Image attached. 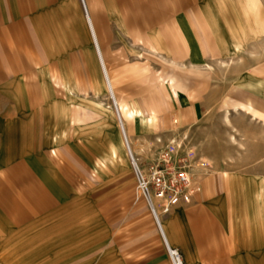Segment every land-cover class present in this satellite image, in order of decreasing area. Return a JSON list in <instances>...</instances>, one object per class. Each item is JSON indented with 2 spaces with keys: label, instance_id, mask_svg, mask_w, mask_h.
Listing matches in <instances>:
<instances>
[{
  "label": "rangeland",
  "instance_id": "1",
  "mask_svg": "<svg viewBox=\"0 0 264 264\" xmlns=\"http://www.w3.org/2000/svg\"><path fill=\"white\" fill-rule=\"evenodd\" d=\"M164 2L56 0L36 10L39 19L18 33L23 40L10 42L11 81L29 85L30 103L18 105L17 88L9 91L10 104L0 102V117L7 111L15 117L0 119V165L8 150L13 156L27 150L44 167L35 178L58 195L23 226L10 224L0 210V264H172L145 204L135 199L128 152L86 24L90 8L103 17L99 39L107 68L135 114L129 143L139 162L158 158L169 143L179 145V154L192 160L198 194L217 173L264 162V127L241 118L233 125L216 114L231 84L264 67V0ZM199 14L215 51L201 49ZM166 24L187 56L173 57L165 48ZM170 77L179 82V100ZM198 100L206 108L203 125L189 121ZM196 196L165 215L166 235L182 264H216L230 240L199 213L190 216ZM160 220L165 229L164 216Z\"/></svg>",
  "mask_w": 264,
  "mask_h": 264
},
{
  "label": "crops",
  "instance_id": "2",
  "mask_svg": "<svg viewBox=\"0 0 264 264\" xmlns=\"http://www.w3.org/2000/svg\"><path fill=\"white\" fill-rule=\"evenodd\" d=\"M118 1L121 3L122 0ZM164 1L165 7H168L170 0ZM54 3L56 0H0V102L10 104L9 91L11 88H17L18 91L15 94H17L18 105L30 103L29 93L27 94L26 91L29 85L25 86L24 81L18 84L11 81V75L15 72V64H13L15 62L14 50L10 42L23 40L24 28L35 23L40 17L36 10L51 7ZM150 4L152 7L159 6L157 0H150ZM86 14V24L90 36L92 35V43L95 44L94 49L104 81H106V88L120 120L118 122L121 126L119 123L118 125L120 130L122 128L130 147L129 138L135 114L119 97L115 81L107 68L102 49L103 40L99 39L100 25L104 22L103 17H99L101 13L97 14L91 8L90 11L86 10ZM194 22L202 38L200 44L203 53L207 52V47V50L215 51V45L208 37L209 26L203 16L196 15ZM22 28L24 34L19 36L18 33L22 31ZM161 34L165 41V48L173 57L179 54L187 56L180 36L171 24H166L161 29ZM18 72H21L20 74L26 72L23 65H18ZM178 83L175 77L168 79L176 100H179L182 93ZM110 87L113 90V97L110 95ZM216 104V114L225 116L222 118L223 122L234 125L235 120L241 118L264 127V67L256 73L254 71L248 74L246 80L231 84ZM205 110L202 101H194L189 113L191 124L203 125L206 122ZM14 118L9 111L0 117L3 121ZM6 132L5 143L9 145L8 128ZM6 153V162L0 165L4 175H0V210L6 214L10 224L23 226L28 216L41 213L48 205L57 201L55 195H58V192H55L54 188L44 190L43 183L38 179L42 176L44 167L40 166V162L32 159L27 150H22L16 156L11 154V150ZM257 165V167L250 166L246 170L217 173L208 178L203 182L202 192L195 197L198 204L190 208V216L199 213L200 218L208 226H217V228L220 226L224 234L221 238L224 241L230 240L222 251L221 260L216 264H264V162H258ZM210 209H213L214 214L210 213ZM164 226L165 229L161 223L169 245L166 233L170 237L171 232L165 216ZM227 232L230 238L226 236Z\"/></svg>",
  "mask_w": 264,
  "mask_h": 264
},
{
  "label": "built area",
  "instance_id": "3",
  "mask_svg": "<svg viewBox=\"0 0 264 264\" xmlns=\"http://www.w3.org/2000/svg\"><path fill=\"white\" fill-rule=\"evenodd\" d=\"M122 134L134 180L135 199L145 204L165 242L160 217L171 213L179 202L194 198L200 190L191 170L192 160L188 154H179V145L169 143L158 158L141 163L131 152L123 131ZM168 252L172 264H182L176 250L168 247Z\"/></svg>",
  "mask_w": 264,
  "mask_h": 264
},
{
  "label": "bare ground",
  "instance_id": "4",
  "mask_svg": "<svg viewBox=\"0 0 264 264\" xmlns=\"http://www.w3.org/2000/svg\"><path fill=\"white\" fill-rule=\"evenodd\" d=\"M86 15H87V14H86ZM88 24H89V23H88ZM89 29H90V28H89ZM91 32H93V31H91ZM91 36H92V35H91ZM92 38H93V37H92ZM94 45H95V44H94ZM101 65H102V64H101ZM102 71H103V70H102ZM107 77H108V76H107ZM107 80H109V79H107ZM105 82H106V81H105ZM108 82H109V81H108ZM108 87H109V86H108ZM109 90H110V95H111V97H113V90H112V87H110ZM113 105H115L114 102H113ZM117 117H118V116H117ZM118 121H119V120H118ZM118 123H119V122H118ZM119 125L121 126L120 123H119ZM121 131H123L122 128H121ZM123 133H124V132H123ZM124 135H125V134H124ZM122 136H123V134H122ZM125 137H126V136H125ZM127 142H128V141H127ZM161 228H162V227H161ZM162 231H163V229H162ZM163 235H164V232H163ZM164 238H165V242H164V240H163V242H164V244H165L166 249L168 250V247H169V248H171V247L167 244L168 242L166 241L167 239H166V236H165V235H164Z\"/></svg>",
  "mask_w": 264,
  "mask_h": 264
},
{
  "label": "water",
  "instance_id": "5",
  "mask_svg": "<svg viewBox=\"0 0 264 264\" xmlns=\"http://www.w3.org/2000/svg\"><path fill=\"white\" fill-rule=\"evenodd\" d=\"M114 107H115V105H114ZM115 110H116V107H115ZM117 111V110H116Z\"/></svg>",
  "mask_w": 264,
  "mask_h": 264
}]
</instances>
